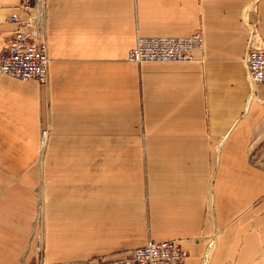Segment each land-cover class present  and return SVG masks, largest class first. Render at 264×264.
<instances>
[{
	"label": "crops",
	"instance_id": "crops-1",
	"mask_svg": "<svg viewBox=\"0 0 264 264\" xmlns=\"http://www.w3.org/2000/svg\"><path fill=\"white\" fill-rule=\"evenodd\" d=\"M19 6L0 0V54ZM46 14L49 82L0 75V264H108L152 239L180 240L186 264H264V82L245 65L264 0H47ZM197 30L191 62L127 60L139 37Z\"/></svg>",
	"mask_w": 264,
	"mask_h": 264
},
{
	"label": "built area",
	"instance_id": "built-area-1",
	"mask_svg": "<svg viewBox=\"0 0 264 264\" xmlns=\"http://www.w3.org/2000/svg\"><path fill=\"white\" fill-rule=\"evenodd\" d=\"M46 1L20 0V9L28 15L13 13L9 17V21L16 24L17 28L8 37L0 54V75H9L23 81L35 79L41 84L49 82L51 58L46 33ZM203 48L202 30L186 37L143 36L138 38L136 47L128 51L127 60L138 64L191 62L194 60V51ZM245 65L250 84L264 82L263 44L254 45L250 42ZM46 133L47 131L43 132V141ZM35 228L38 231L37 250L44 253L45 229L39 216L35 221ZM188 258L189 253L180 240L152 239L143 247L127 250L108 264H186Z\"/></svg>",
	"mask_w": 264,
	"mask_h": 264
}]
</instances>
